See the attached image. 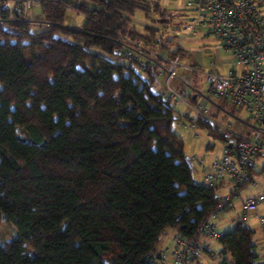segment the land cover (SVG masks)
Wrapping results in <instances>:
<instances>
[{"label":"trees","instance_id":"trees-1","mask_svg":"<svg viewBox=\"0 0 264 264\" xmlns=\"http://www.w3.org/2000/svg\"><path fill=\"white\" fill-rule=\"evenodd\" d=\"M69 8L85 16L81 28L63 26ZM39 9V31L0 22V218L17 228L0 239V264H160L166 229L194 237L219 199L171 132L174 103L119 48H168L170 38L130 17L156 11L165 29L167 15L156 0H40ZM193 122L225 139L206 117ZM254 235L237 219L218 238L220 264H264Z\"/></svg>","mask_w":264,"mask_h":264},{"label":"built area","instance_id":"built-area-1","mask_svg":"<svg viewBox=\"0 0 264 264\" xmlns=\"http://www.w3.org/2000/svg\"><path fill=\"white\" fill-rule=\"evenodd\" d=\"M40 0H0V22H32L26 15ZM2 12H9L2 16ZM36 21V20H35ZM185 31L183 39L212 34L215 47L231 54V63L224 72L217 68L203 70L200 65L183 61L181 54L171 55L163 49L147 53L139 41H118L126 57L139 58L141 68H149L160 91L172 102L193 106L198 115L206 117L221 130L225 144L209 165L202 159L200 182L205 185H226L229 190L219 196L215 208L199 227L194 237L176 232L172 244L159 252L163 258L171 256L173 264H190L201 250L199 237L219 238L224 232L216 229L210 218L231 204L240 187L251 184L259 187L256 194L244 198L238 220L247 223L254 217L258 225L260 249L264 262V181L256 175V159L264 155V10L259 0H187L180 22ZM182 49L178 42L173 51ZM202 73L210 96L229 97L240 108L246 109L251 125L248 131L238 132L207 114L205 102L192 103L190 94H199L192 87L193 77ZM178 81V85L173 84ZM204 98V97H202ZM206 99V98H204ZM264 163L261 169L264 170Z\"/></svg>","mask_w":264,"mask_h":264},{"label":"rangeland","instance_id":"rangeland-1","mask_svg":"<svg viewBox=\"0 0 264 264\" xmlns=\"http://www.w3.org/2000/svg\"><path fill=\"white\" fill-rule=\"evenodd\" d=\"M156 1L160 5L159 12H165V14L167 15L168 22L165 23V29L163 28V24H161L157 20L159 18L158 12L147 10L148 12H150V16L146 17L145 11L138 9L133 15L130 16L133 25H135L138 30H142L145 26H150L157 29L155 30V33L157 35L163 34L164 38H170L171 42H169L168 46V50H170V53L171 50H173L179 42L180 46L182 48H185L186 59L191 58L190 55L192 56V53L194 54V52L196 53V58L202 57L203 55L204 61L201 67L204 71L208 70L209 68H217L219 71L224 72L230 65H232L231 54L214 46L217 43V40L212 34L203 39L198 35L190 36L189 39H183L185 31L180 28V22L182 21V17L185 12L187 0ZM259 1L261 2L264 10V0ZM33 11L36 21L30 22V29L32 31H39L46 27V23L41 20L38 3L33 6ZM83 16L84 15L82 13L77 12L76 10L68 9L63 26L76 24V26L80 28V26L82 25L81 18H84ZM152 17L155 18V20H152ZM56 34L62 35L72 40V37L69 34H66L60 30L56 31ZM191 38L193 39L191 40ZM193 46L202 47V53L197 52L196 49L194 50V52H192ZM88 48L93 52L104 54L109 58L120 62L127 60L126 57L105 53L100 48L95 46H89ZM192 87L199 90L200 97L206 98L207 105L205 107L207 108V114L210 117L220 121L226 126H229L232 130L238 132H244L247 130L246 126H242L236 120V118H239L243 121L248 120V113L246 109L240 108L239 106L235 105L229 97L210 96L207 92L205 78L202 73H196L194 75ZM153 88L157 90L158 85L154 83ZM173 103L177 109L178 118L173 121L171 132L178 140V143L182 144V148L189 158L191 166L193 168V177L197 182L200 183V177H198L197 172L200 169L203 171V169L198 165V160L202 159L205 165H209L214 156L221 151L225 144V141L221 139V136L218 132L206 127H201L198 124L191 122V118H194L198 115L193 106H188L183 102ZM219 132H221V130H219ZM263 162L264 155H261L256 159V175L260 176L261 180L264 181V170L261 169ZM195 169H197V172ZM228 190L229 187H221L220 189H218V191L221 192V195L226 194ZM258 190L259 187L251 184L240 187L238 195L232 197V206L227 207L226 209L219 211L215 216H212L210 218V222L216 224V229L218 231L226 232L230 230L238 219L244 198L256 194ZM248 223L253 228L257 226V223L252 219H250ZM16 232L17 228L12 222H7L0 218V239L12 238L13 236H15ZM172 234L173 229L168 228L166 232L161 236V240L158 243L157 249L170 246L172 243L167 244V242L169 241V236H171ZM254 241L256 243V248L260 260L263 256L262 250L260 249V238L254 236ZM206 248L201 247L200 254L197 257L198 261L193 263L191 262L190 264H220L221 245L218 241V238H211V241ZM160 264H173L172 257L168 256L163 258Z\"/></svg>","mask_w":264,"mask_h":264},{"label":"crops","instance_id":"crops-1","mask_svg":"<svg viewBox=\"0 0 264 264\" xmlns=\"http://www.w3.org/2000/svg\"><path fill=\"white\" fill-rule=\"evenodd\" d=\"M78 1H82V0H78ZM69 9H73V8H69ZM73 10H75V9H73ZM67 12H68V10H67ZM67 12H66V14H65V17L67 16ZM26 17L30 20V21H32V22H35V17H34V11H33V8L31 9V11L29 12V13H27V15H26ZM84 18H81V21H82V24H83V22H84V19H85V16H83ZM64 20H65V18H64ZM66 26V25H65ZM82 26V25H81ZM81 26H80V28H81ZM66 27H69V28H75V29H79V27L78 26H76V24H69V26H66ZM207 36H209V35H207ZM206 36V37H207ZM187 39H189V38H187ZM193 38H191V40H192ZM195 39V38H194ZM197 39V38H196ZM201 48V49H200ZM166 49H168V48H166ZM169 49H171V48H169ZM196 49V51L197 52H201V50L203 49L202 47H199V46H193L192 47V52H194V50ZM163 50V49H162ZM182 58H183V60H185V62H187V63H189V64H194V65H200V66H202V64H203V61H204V56L202 55V57H197L196 58V53L194 52V54L192 53V56L190 55V57L191 58H187L186 59V51H185V48L183 47L182 48ZM202 53V52H201ZM173 84H176V85H178V81L177 80H173ZM157 90H159V87H158V89ZM196 96H197V101H203V102H205V105H207V100L206 99H204V98H202V97H200L199 96V94H196ZM198 116V115H197ZM197 116L196 117H192L191 118V122H193V120H195L196 118H197ZM236 120L239 122V124H241L242 126H246V128H247V130L246 131H248V129H249V127H250V125H251V122L249 121V120H247V121H243V120H241V119H239V118H236ZM221 134V133H220ZM223 141H225V139L223 140ZM218 154V153H217ZM264 163V162H263ZM190 165H191V163H190ZM199 165V164H198ZM201 168H202V166L201 165H199ZM191 168H192V166H191ZM198 168V167H197ZM199 169V168H198ZM203 169V168H202ZM196 170V172H197V169H195ZM192 172H193V168H192ZM201 174H202V170L200 169L198 172H197V175H198V177H201ZM193 175V174H192ZM221 187H227L226 185H222V186H218V189H220ZM219 192V191H218ZM239 193V192H238ZM238 193L236 194V195H238ZM221 195V192H219V196ZM232 206V201H231V204L230 205H228L227 207H231ZM226 207V208H227ZM225 208V209H226ZM260 210H264V203L260 206ZM250 219H252V220H254V222H256L255 221V219H254V217H252V218H250ZM249 224V223H248ZM250 225V224H249ZM251 226V225H250ZM256 226V225H255ZM168 229V228H167ZM166 229V230H167ZM171 229H173V234L171 235V236H169V241L167 242V244H171L172 243V237L174 236V234L177 232L174 228H171ZM255 229V235L254 236H256V237H258L259 238V236H258V225L254 228ZM166 232V231H165ZM199 241H200V245H201V247H204V248H206L207 246H208V244L210 243V241H211V238H209V237H207V236H205V235H201L200 237H199ZM162 248H158L157 250L158 251H160ZM207 249V248H206ZM198 261V258H196V259H193V260H191L190 261V263L192 262H197Z\"/></svg>","mask_w":264,"mask_h":264}]
</instances>
